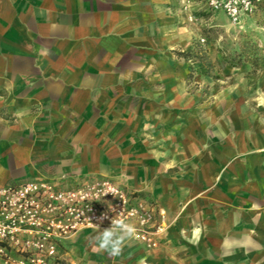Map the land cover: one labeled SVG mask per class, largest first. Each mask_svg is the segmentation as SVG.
<instances>
[{
	"label": "crops",
	"instance_id": "obj_1",
	"mask_svg": "<svg viewBox=\"0 0 264 264\" xmlns=\"http://www.w3.org/2000/svg\"><path fill=\"white\" fill-rule=\"evenodd\" d=\"M174 5L172 0H0V186L62 175L106 177L164 212L158 250L148 251L154 259L161 262L166 254L175 261L216 264L223 261L217 259L221 247L225 257L228 248L240 256L225 262L262 264L264 226L258 218L248 224L247 202L237 209L226 199L237 191L247 198L249 176L264 173V154L254 163L242 158L241 140L238 171L233 174L230 162L226 175L225 218L220 225L208 218L192 226L190 214L200 201L195 196L200 187L207 190L210 176L192 172L184 182L160 174L150 151L130 141L146 119L161 117L160 107L153 110L145 99H156L146 89L150 80L136 75L150 67L152 57L179 45ZM204 204L201 212L208 216L215 202ZM237 215L238 223L232 222ZM251 243L255 252L248 249Z\"/></svg>",
	"mask_w": 264,
	"mask_h": 264
},
{
	"label": "rangeland",
	"instance_id": "obj_2",
	"mask_svg": "<svg viewBox=\"0 0 264 264\" xmlns=\"http://www.w3.org/2000/svg\"><path fill=\"white\" fill-rule=\"evenodd\" d=\"M172 1L176 3L173 8H178L179 45L152 57V63L147 62L150 67L136 75L150 80L152 85L146 89L156 99L153 95L145 99L153 110L160 107L161 117L146 119L145 128L130 141L141 142L150 151L161 165L160 174L179 176L187 182L192 172L199 178L207 173L211 184L207 190L200 187L195 196L194 200L200 201L190 214L192 226L208 218L220 225L226 215L223 200L228 197L224 193L228 166L233 164L235 175L241 140L246 144V152L240 153L242 158L254 163L256 157L264 154V5L252 17L234 24L222 13L209 10L206 0ZM160 97L164 99L161 104ZM258 172V176L247 180V198L237 191L226 200L237 209L247 202L248 224L253 225L258 218L264 226V173ZM140 195L145 198V191ZM206 200L215 202L208 216L201 212ZM156 210L154 223L161 226L162 232L155 239V246L131 239L119 256H110L97 248V231H83L57 248V261L8 264H203L184 261L185 257L175 261L166 254L160 262L150 256L148 251L158 250L166 230L164 212ZM239 219L237 215L232 222L238 223ZM259 233V239L264 241V229ZM232 249H227L225 257L223 249L217 247V259L223 261L216 264H249L225 262L224 258L240 259L234 252L237 249ZM248 249L255 252L257 248L251 243Z\"/></svg>",
	"mask_w": 264,
	"mask_h": 264
},
{
	"label": "built area",
	"instance_id": "obj_3",
	"mask_svg": "<svg viewBox=\"0 0 264 264\" xmlns=\"http://www.w3.org/2000/svg\"><path fill=\"white\" fill-rule=\"evenodd\" d=\"M264 0H206V7L237 24L256 14ZM114 192L115 196L112 193ZM105 194V195H104ZM110 208H114L112 211ZM107 214L102 222L99 218ZM123 218L136 227L132 240L155 246L162 232L151 205L106 177L62 175L0 186V264L54 262L72 236Z\"/></svg>",
	"mask_w": 264,
	"mask_h": 264
},
{
	"label": "clouds",
	"instance_id": "obj_4",
	"mask_svg": "<svg viewBox=\"0 0 264 264\" xmlns=\"http://www.w3.org/2000/svg\"><path fill=\"white\" fill-rule=\"evenodd\" d=\"M107 193H112L115 196L114 192H105V194ZM110 209L115 211L114 208ZM117 215L111 218L110 226L103 230H100L98 224H94L97 228V234L94 237L95 244L100 251L106 252L110 256H119L126 242L133 239L136 233V227L133 224L123 218H116ZM107 218V214L105 213L99 220L102 222Z\"/></svg>",
	"mask_w": 264,
	"mask_h": 264
}]
</instances>
